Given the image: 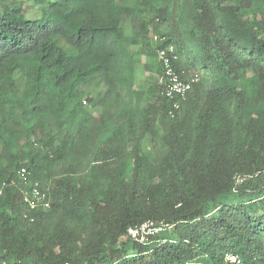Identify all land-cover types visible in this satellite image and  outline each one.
<instances>
[{
    "label": "trees",
    "instance_id": "1",
    "mask_svg": "<svg viewBox=\"0 0 264 264\" xmlns=\"http://www.w3.org/2000/svg\"><path fill=\"white\" fill-rule=\"evenodd\" d=\"M227 254L264 264V0H0V264Z\"/></svg>",
    "mask_w": 264,
    "mask_h": 264
},
{
    "label": "built area",
    "instance_id": "2",
    "mask_svg": "<svg viewBox=\"0 0 264 264\" xmlns=\"http://www.w3.org/2000/svg\"><path fill=\"white\" fill-rule=\"evenodd\" d=\"M161 59L164 63L166 74L168 76L167 85L163 95L170 100H174L178 97L184 99L186 94L189 93L193 89L194 85L199 81V75H194L187 80H183L171 67L170 58L168 57L166 51L161 52ZM19 176L25 182L29 183L30 173L27 169H21L19 171ZM237 180L239 183L243 182L241 177ZM29 186L30 191L25 193V202L29 205V207L33 210L43 204L48 206V203L46 202V195L41 192L39 184L34 183L32 185L29 184ZM167 228V226L161 223L147 221L141 226L129 229L128 233L133 240L144 244L148 241L150 236L163 232ZM225 259L228 264H247L240 257L233 254H227Z\"/></svg>",
    "mask_w": 264,
    "mask_h": 264
},
{
    "label": "clouds",
    "instance_id": "3",
    "mask_svg": "<svg viewBox=\"0 0 264 264\" xmlns=\"http://www.w3.org/2000/svg\"><path fill=\"white\" fill-rule=\"evenodd\" d=\"M159 37L158 36H155L154 38H153V40L155 41V42H159ZM162 51H166L167 52V54H168V57L170 58V62H171V67L173 68V59L174 60H176V57L174 56V57H171L170 56V54H173V49L172 48H170L169 50H166V49H162L160 52H159V60H160V62H161V64H162V66H163V70H164V73H165V79H161V84H163L164 82H165V88H166V85H167V81H168V76H167V74H166V69H165V66H164V63H163V61H162V59H161V52ZM174 70V69H173ZM176 72V71H175ZM145 75L144 74V72L142 71V73H140V75H139V79L140 80H143V81H146V80H148V78L149 77H151L152 75H150V76H148L147 75V78H141V75ZM139 81V80H138ZM165 90H163V92H164ZM163 92H162V95H163ZM164 96V95H163ZM170 100V99H169Z\"/></svg>",
    "mask_w": 264,
    "mask_h": 264
},
{
    "label": "rangeland",
    "instance_id": "4",
    "mask_svg": "<svg viewBox=\"0 0 264 264\" xmlns=\"http://www.w3.org/2000/svg\"><path fill=\"white\" fill-rule=\"evenodd\" d=\"M141 44H142V51H144V53H148L150 51L151 47L153 46L152 43H151V40L141 42ZM146 61H147V58H142V62L146 63ZM141 70H143V69L141 68ZM140 73H142V71ZM145 75L150 76L152 74L151 73H146ZM145 75L142 74L141 78H144V79L147 78ZM21 83H23V82L21 81ZM26 109H27L26 107L24 109V107L22 105L20 106V111L21 112L26 111Z\"/></svg>",
    "mask_w": 264,
    "mask_h": 264
},
{
    "label": "crops",
    "instance_id": "5",
    "mask_svg": "<svg viewBox=\"0 0 264 264\" xmlns=\"http://www.w3.org/2000/svg\"><path fill=\"white\" fill-rule=\"evenodd\" d=\"M147 77V75H145Z\"/></svg>",
    "mask_w": 264,
    "mask_h": 264
}]
</instances>
